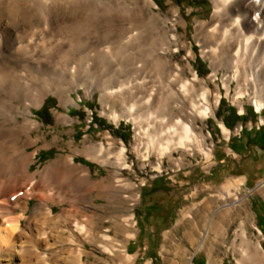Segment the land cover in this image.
<instances>
[{
	"label": "bare ground",
	"instance_id": "6f19581e",
	"mask_svg": "<svg viewBox=\"0 0 264 264\" xmlns=\"http://www.w3.org/2000/svg\"><path fill=\"white\" fill-rule=\"evenodd\" d=\"M213 3L211 18L197 20L194 35L212 69L202 78L192 50L187 63L177 59L185 45L157 0H0V264H90L91 256L104 264H136L130 243L138 237L135 209L141 192L126 175L111 177L116 167L117 174L134 169L129 153L141 160L140 168L149 163L158 172L166 158L179 161L178 169L189 156L211 166L215 146L205 129L212 116L231 141V130L217 116L222 88L211 86L220 74L240 113L246 112V102L264 108V0ZM171 11L176 18L181 13ZM94 88L107 106L102 115L118 126L122 120L134 125L132 147L119 145L110 134L99 143L87 136L81 146L71 143L74 154H62L33 173L45 148L34 135L43 128L34 109L52 97L68 108L79 105L84 97L75 99L73 93L85 89L93 96ZM56 118L61 122L59 113ZM31 146L36 148L29 151ZM78 155L114 167L111 175L95 178L88 163H77ZM244 185V179L230 180L183 213L182 222L192 226L190 243L195 247L201 241L196 250L189 248L187 264H197L195 254L208 246L213 231L229 242L233 264H264V232L252 221ZM93 190L108 200L111 226L96 212L104 205L85 209ZM256 190L264 191V181ZM22 195L28 198L23 208L38 202L28 213L27 227L36 232L30 237L22 225L26 212L14 204ZM55 206L61 207L57 214ZM202 210L209 214L205 233L199 234L196 220ZM236 214L240 222L231 237ZM87 243L98 249L97 256ZM212 260L220 264L213 252Z\"/></svg>",
	"mask_w": 264,
	"mask_h": 264
},
{
	"label": "rangeland",
	"instance_id": "374dc122",
	"mask_svg": "<svg viewBox=\"0 0 264 264\" xmlns=\"http://www.w3.org/2000/svg\"><path fill=\"white\" fill-rule=\"evenodd\" d=\"M157 1L163 12H168L164 14L172 16L173 23L171 24H177L185 45L177 54V59L187 63L188 52L192 50L195 54V58H192L195 69L202 78H208L212 69L210 63L202 57L201 48L194 35L197 20L211 18L214 11L213 0ZM172 7L180 9L181 13L177 16L178 19L171 11ZM155 10L160 11L161 9L155 8ZM93 63L94 61H91L90 65ZM221 75L211 85L213 89L219 86L223 91L221 107L220 110L217 109L218 119L227 123L228 128L235 130V133L241 124L244 125L245 130L237 133L236 136L231 135V141H228L217 117L212 116L206 122L205 132L208 133L209 130L212 132L213 138L210 139V143L213 142L215 146L211 166L202 157L189 156L182 164L183 167L178 169L179 161L166 158L163 171L158 172L149 163L140 168L141 160L135 153H129V161L133 164L134 169L124 170L117 174L116 167L111 176L116 178L118 175L121 177L126 175V178L132 179L135 185L138 184L137 190L141 192L135 209L138 237L132 239L130 243L131 253L138 256L136 264H147L151 261L154 264H187L191 257L189 248L192 247L193 251L196 250L201 245V241L197 240L195 247L190 243L188 233L192 226L188 220L182 222L183 213L195 205H201L202 202L211 198L212 194H217L221 187L230 180H245V193L250 194L249 207L253 213L252 221L257 222L264 232V191L256 190L258 183L264 181V132L258 131L259 124L257 123L260 119L264 120V111L257 113L254 105L246 102V113L241 114L240 108L226 96ZM85 91V89H80L73 93L75 99H79L81 95L84 97L82 100H78L79 105H70L68 108L60 104L56 97H52L41 108L34 109V117L43 123L42 130L35 132L34 135L36 139L40 140L39 146L42 148L45 146V148L40 150L36 158L37 165L32 168L33 173L38 172L45 164L62 154L64 156L74 154L73 149L77 145L81 146L87 136L99 143L106 142L105 135L110 134L118 141L119 145L126 142L130 148L132 147L135 134L134 125L126 120H122L121 126L116 125L101 113L107 108L101 100L102 92L94 88V95L87 96ZM57 113L62 118L61 122L57 121ZM66 114L70 115V120L65 118ZM57 135L60 136L59 141L55 140ZM254 135L257 137L255 138ZM72 142L75 143L74 148L71 147ZM35 148V146H31L28 149L33 151ZM66 149L68 150L66 151ZM180 156L181 152L175 153V158H180ZM76 161L80 165L88 163L95 178L110 176L114 168H105L82 155H78ZM157 161V158L154 157L153 162L157 163ZM154 184L161 187L158 192L153 190ZM26 190L27 188L22 192L25 193ZM91 195L93 200L85 206V209L94 211L96 205H104L103 208L96 209V212L105 218L106 226H111L110 216L112 213L108 200L100 198L95 190L91 192ZM27 199V196L22 195L14 204L20 212H26V218L23 219L22 225L30 237V234L36 232L27 227L28 213L38 202L33 199L31 206L26 205L27 208H23ZM54 210L57 214L61 207L55 206ZM207 214L209 213L202 210L197 216L199 234L205 233ZM239 222L240 216L236 214V220L234 217L230 229L231 237H233L234 229L239 225ZM224 227L230 228L229 225H224ZM251 230L258 233V230L253 226H251ZM197 236L199 235L197 234ZM220 236L221 233L212 232L208 246L200 251L201 254L199 252L195 254L197 264H214L213 260L210 261L211 252H213L214 259L220 264H233V255L228 250L229 242H224ZM217 237H220L218 242L216 241ZM86 247L94 255L98 254V249L94 245L87 243ZM188 253L189 255L186 256ZM93 257L95 256L89 258L90 264H104L95 261Z\"/></svg>",
	"mask_w": 264,
	"mask_h": 264
},
{
	"label": "trees",
	"instance_id": "16d2710c",
	"mask_svg": "<svg viewBox=\"0 0 264 264\" xmlns=\"http://www.w3.org/2000/svg\"><path fill=\"white\" fill-rule=\"evenodd\" d=\"M156 184H157V183H156ZM156 184L153 185V190L156 191V192H158V191L161 189V187H157ZM162 188H163V187H162Z\"/></svg>",
	"mask_w": 264,
	"mask_h": 264
},
{
	"label": "crops",
	"instance_id": "0c3cea01",
	"mask_svg": "<svg viewBox=\"0 0 264 264\" xmlns=\"http://www.w3.org/2000/svg\"><path fill=\"white\" fill-rule=\"evenodd\" d=\"M260 132H264V129H262ZM255 136V138L257 137V135H254Z\"/></svg>",
	"mask_w": 264,
	"mask_h": 264
}]
</instances>
